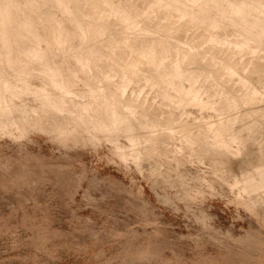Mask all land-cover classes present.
<instances>
[{"label": "bare ground", "instance_id": "bare-ground-1", "mask_svg": "<svg viewBox=\"0 0 264 264\" xmlns=\"http://www.w3.org/2000/svg\"><path fill=\"white\" fill-rule=\"evenodd\" d=\"M43 3L73 20L77 44ZM261 101L264 0H0V138L110 145L138 173L159 157L146 166L166 203L162 185L221 197L215 176L264 220Z\"/></svg>", "mask_w": 264, "mask_h": 264}, {"label": "rangeland", "instance_id": "rangeland-1", "mask_svg": "<svg viewBox=\"0 0 264 264\" xmlns=\"http://www.w3.org/2000/svg\"><path fill=\"white\" fill-rule=\"evenodd\" d=\"M42 5L77 44L73 20ZM31 138H0V264H264V220L231 203L208 164L201 169L213 173L221 197L207 191L186 201L162 185L166 203L151 184L162 177L148 169L159 157L146 158L141 175L131 161L111 159L110 145L68 151ZM170 163L161 162L163 172ZM187 163L181 171H195Z\"/></svg>", "mask_w": 264, "mask_h": 264}]
</instances>
